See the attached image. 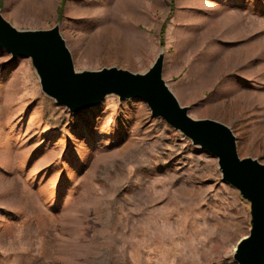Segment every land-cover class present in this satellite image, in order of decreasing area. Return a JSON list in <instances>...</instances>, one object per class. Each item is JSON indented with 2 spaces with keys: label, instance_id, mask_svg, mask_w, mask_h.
<instances>
[{
  "label": "rangeland",
  "instance_id": "obj_1",
  "mask_svg": "<svg viewBox=\"0 0 264 264\" xmlns=\"http://www.w3.org/2000/svg\"><path fill=\"white\" fill-rule=\"evenodd\" d=\"M19 31L58 27L76 73L162 77L195 120L264 164V0H0ZM250 204L218 159L108 95L77 112L0 48V264H238Z\"/></svg>",
  "mask_w": 264,
  "mask_h": 264
},
{
  "label": "water",
  "instance_id": "obj_2",
  "mask_svg": "<svg viewBox=\"0 0 264 264\" xmlns=\"http://www.w3.org/2000/svg\"><path fill=\"white\" fill-rule=\"evenodd\" d=\"M0 48L13 58L32 60L43 92L59 105L77 112L101 103L108 95L120 100L141 99L155 118L164 120L218 159L222 180L250 204L251 228L234 251L238 264H264V164L239 157L231 129L215 120H195L163 80L164 55L146 73L118 68L76 73L69 49L58 27L19 31L0 10Z\"/></svg>",
  "mask_w": 264,
  "mask_h": 264
}]
</instances>
